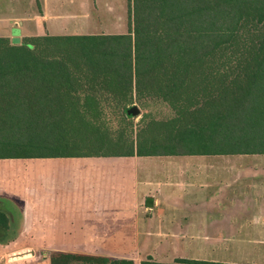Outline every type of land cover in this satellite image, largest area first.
<instances>
[{"label": "trees", "instance_id": "trees-1", "mask_svg": "<svg viewBox=\"0 0 264 264\" xmlns=\"http://www.w3.org/2000/svg\"><path fill=\"white\" fill-rule=\"evenodd\" d=\"M151 99L173 114L152 120V134L129 141L127 152L77 151L76 121L118 116L129 126L127 108ZM120 140L110 146L121 150ZM135 154H264V0H129L127 33L33 36L21 44L0 36V159ZM16 221L0 197V230L8 231L1 243L15 237ZM48 255L51 264H136ZM179 263L224 264H140Z\"/></svg>", "mask_w": 264, "mask_h": 264}, {"label": "crops", "instance_id": "crops-1", "mask_svg": "<svg viewBox=\"0 0 264 264\" xmlns=\"http://www.w3.org/2000/svg\"><path fill=\"white\" fill-rule=\"evenodd\" d=\"M0 6L10 11L0 13V36L11 39L15 29L19 37L129 30V0H0ZM26 159L48 162L29 169L19 186L0 170V197L20 209L15 237L0 242L10 251L3 256L15 255L10 264H51L52 251L136 264H264V154ZM193 249L238 252L240 259L191 256Z\"/></svg>", "mask_w": 264, "mask_h": 264}, {"label": "rangeland", "instance_id": "rangeland-1", "mask_svg": "<svg viewBox=\"0 0 264 264\" xmlns=\"http://www.w3.org/2000/svg\"><path fill=\"white\" fill-rule=\"evenodd\" d=\"M9 6H0V13L5 12L10 14L8 10ZM18 36V30H14ZM106 28H98L97 32H106ZM26 40V37H21V42L23 43ZM85 87L89 86L81 82ZM82 98V97H81ZM76 102L80 105L85 103L84 97ZM136 104L141 108V113L132 118L129 126L125 124V120H121L118 116H113L109 119H100V118H90L88 115L86 121H76L71 129V135L76 136V140L79 141V149L82 153L86 152H103L110 153L116 152L124 153L130 149L131 143L129 141L137 140L138 136L148 135L151 133L148 129V125L152 120H165L172 116L173 110L167 107L165 104H162L156 99H151L147 102L146 106H143L141 103L136 102ZM148 129V130H147ZM160 133L159 129L155 132ZM152 134V133H151ZM123 137L126 140H123L124 147L121 150H115L114 146H110L112 141H121L120 138ZM157 139V138H156ZM117 152V153H118ZM48 162L46 159H0V170L3 177L10 179L11 186H19L20 183L23 184V176L29 172V169L34 168L38 164H46ZM39 167V166H37ZM36 167V168H37ZM1 178L3 181L4 178ZM2 197V195H1ZM12 199V198H11ZM14 200V199H12ZM14 214L16 217L20 215V209L16 206L14 208ZM18 220V219H17ZM8 233L7 230H0V237H4ZM247 237V236H241ZM248 245V244H247ZM9 250L0 249V264H10L14 260L15 255L3 256L4 253H9ZM23 252L22 254H24ZM40 253V252H36ZM205 253L203 257H215V258H230L232 260L240 259V254H231L229 252H199L198 250H192L189 252V255L196 257H201V254ZM241 253V252H240ZM246 253V252H242ZM20 255L19 253L17 256ZM246 256V255H244Z\"/></svg>", "mask_w": 264, "mask_h": 264}, {"label": "water", "instance_id": "water-1", "mask_svg": "<svg viewBox=\"0 0 264 264\" xmlns=\"http://www.w3.org/2000/svg\"><path fill=\"white\" fill-rule=\"evenodd\" d=\"M12 42L14 44H18L21 42V37L19 36H14L12 38ZM127 116L128 117H136L141 113V108L137 104H133L129 106L126 110Z\"/></svg>", "mask_w": 264, "mask_h": 264}]
</instances>
